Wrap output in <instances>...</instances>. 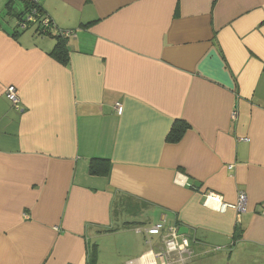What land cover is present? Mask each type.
I'll use <instances>...</instances> for the list:
<instances>
[{"label": "crops", "instance_id": "crops-1", "mask_svg": "<svg viewBox=\"0 0 264 264\" xmlns=\"http://www.w3.org/2000/svg\"><path fill=\"white\" fill-rule=\"evenodd\" d=\"M27 3L0 0V264H86L88 246L98 264L116 235L124 264H264V0H41L76 33L62 62L19 26ZM158 223L188 228L191 255Z\"/></svg>", "mask_w": 264, "mask_h": 264}, {"label": "trees", "instance_id": "trees-1", "mask_svg": "<svg viewBox=\"0 0 264 264\" xmlns=\"http://www.w3.org/2000/svg\"><path fill=\"white\" fill-rule=\"evenodd\" d=\"M27 7L26 10L22 13H16L18 17V24L23 26L22 23H28L26 16L28 12H32L33 10H37L35 13L37 21L35 23H30L27 26H23V30L29 29L33 26L34 30L37 34L40 35H48L56 40V44L52 51L50 52L51 55L56 57L57 59L62 61H66L68 55V36L63 34V30H60L57 25L53 22V20L45 14L44 7L41 4V0L39 2H33L32 0H27ZM47 21V23L45 22ZM21 27V26H20ZM189 128V124L182 120L177 119L172 125V128L168 134V140L170 142H178L182 139L184 133ZM109 160L107 158H92L91 160V172L94 174H104L106 175L109 171ZM102 163V164H100ZM115 229H106L103 232H112ZM236 236H241L240 232H236ZM189 239L188 235H184ZM190 241V239H189ZM191 246V244H190ZM87 252V262L86 264H97V257L98 252L96 246L91 247L88 246Z\"/></svg>", "mask_w": 264, "mask_h": 264}, {"label": "built area", "instance_id": "built-area-1", "mask_svg": "<svg viewBox=\"0 0 264 264\" xmlns=\"http://www.w3.org/2000/svg\"><path fill=\"white\" fill-rule=\"evenodd\" d=\"M33 2H39L40 0H32ZM37 10H33L32 12H28L26 16L28 23H22L23 26H27L30 23H35L37 21L35 13ZM47 23V21H45ZM20 26H23L20 23ZM63 34L66 36L76 35L73 31L63 30ZM7 96L13 102L16 103L18 101V95L16 92V87L11 85L7 89ZM116 108L118 114H121L123 111V107L121 103H116ZM232 167V166H230ZM205 204L213 205V207L217 208L219 211L225 212L228 208L237 209L239 213L245 212L247 210V198L244 193H240L237 204H228L224 201L223 197L216 193L215 191H207L205 192ZM150 235H159L162 233H166V237L164 243L166 245V249L168 252H178L182 255H191L190 249V241L186 236L179 235L178 227L176 226H167L165 223H158L153 225L147 230ZM182 236V238L180 237ZM219 249V248H217ZM150 264H167L163 263H150Z\"/></svg>", "mask_w": 264, "mask_h": 264}, {"label": "rangeland", "instance_id": "rangeland-1", "mask_svg": "<svg viewBox=\"0 0 264 264\" xmlns=\"http://www.w3.org/2000/svg\"><path fill=\"white\" fill-rule=\"evenodd\" d=\"M29 31L35 34V30L32 28L25 32H29ZM125 221H129V220H124V222ZM131 234L135 236L133 233ZM100 253L101 256L98 264H124L126 257L131 254L129 250V245L127 244L126 240L123 237H121V235L120 236L116 235L114 236L113 239L107 240L105 243V247L101 249ZM220 256L221 255H219V253L218 254L215 253L213 257L210 256L203 258L195 257L194 261L195 264H222L221 261H218V258Z\"/></svg>", "mask_w": 264, "mask_h": 264}, {"label": "water", "instance_id": "water-1", "mask_svg": "<svg viewBox=\"0 0 264 264\" xmlns=\"http://www.w3.org/2000/svg\"><path fill=\"white\" fill-rule=\"evenodd\" d=\"M196 186H200V182H198V181H196L195 183H194ZM189 232V229L188 228H186V227H182V228H180V230H179V235H184V234H187Z\"/></svg>", "mask_w": 264, "mask_h": 264}]
</instances>
